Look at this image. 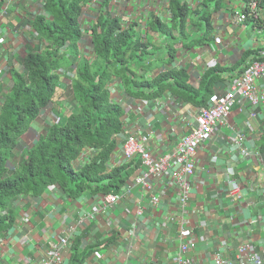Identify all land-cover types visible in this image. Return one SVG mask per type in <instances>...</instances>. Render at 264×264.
<instances>
[{
  "label": "trees",
  "instance_id": "trees-1",
  "mask_svg": "<svg viewBox=\"0 0 264 264\" xmlns=\"http://www.w3.org/2000/svg\"><path fill=\"white\" fill-rule=\"evenodd\" d=\"M99 1L89 27L94 55L82 56L76 44L83 36V5L92 0H46L44 10L50 19L38 15L31 21L41 45L18 59L19 69H10L11 85L0 93V233L13 221V200L39 196L49 186L70 198L122 192L139 160L106 171V161L117 144L115 136L124 132L127 108L113 95L114 82L128 102L168 93L199 107L213 89L236 78L256 53L246 49L233 65L216 63L205 68L194 86L188 67L176 66V45L191 49L210 44L214 25L209 14L221 8L223 0H203L194 11L199 21L191 23L186 22V0H169L171 18L162 21L151 13L145 26L119 13L112 0ZM242 2L230 12H244ZM69 73L70 90L63 92L64 100L58 98L60 79L69 78ZM46 107L54 121L37 134L33 144L19 148L30 123ZM87 148L97 153L76 167L73 161ZM79 245L78 238L71 243L70 264L86 261L89 251H80Z\"/></svg>",
  "mask_w": 264,
  "mask_h": 264
},
{
  "label": "crops",
  "instance_id": "crops-1",
  "mask_svg": "<svg viewBox=\"0 0 264 264\" xmlns=\"http://www.w3.org/2000/svg\"><path fill=\"white\" fill-rule=\"evenodd\" d=\"M112 1L114 7L119 4L116 9L119 13L143 26L153 9L152 4L148 6V0ZM0 5V38H3L0 42L1 93L11 84L7 66L16 65L17 59L34 46L31 21L36 15H44V7L39 0H0ZM230 15L226 9L212 13V22L218 25V34L223 37L219 45L211 42L179 50L177 62L188 67L191 84H198L200 73L210 59L220 60L225 66L231 65L237 55L253 46V31L241 33L240 25H228ZM84 17L92 18V13H84ZM179 47L180 44L177 49ZM111 89L125 106L130 104L121 91L116 90L115 82ZM170 95L164 94L149 105L140 104L143 106L141 112L129 105L124 115V124L130 129L134 124L143 129L149 125L154 142L161 149L171 148L173 140L175 144L189 131V124L195 123L197 112L196 106L179 104ZM239 105L237 103L229 115L231 126H240L248 118L250 106ZM38 119L30 123L28 132L37 128ZM256 126L263 133L258 144L264 161V109L258 112ZM222 131L232 133L227 127ZM229 144L215 137L200 145L195 171L190 177L189 201L183 208L178 191L171 189L157 192L156 205L144 200V209L137 214L135 210L140 195L138 190L132 192L133 187L130 194L120 197L117 204L97 212L90 219L85 214L101 202L97 195L70 198L61 195L56 187H48L39 196L16 198L11 204L15 211L13 221L0 233V264H39L50 245L61 248V257L54 264H70L69 246H61L59 242L62 237L78 238L79 250L89 251L90 256L84 264H174L180 242L177 233L181 226L189 227L196 241L195 248L185 254L192 259L191 264H213L214 256L219 253L234 259L239 245L244 242L252 243L256 254L264 257V230L259 223L264 195L252 187L256 180L253 168L264 164L258 163L254 157L239 159ZM245 145L254 148L252 141H246ZM121 162V150L116 149L110 166ZM228 168L241 175L243 199L239 203H231L228 196ZM132 222L137 224L134 235L127 233L133 228ZM115 225L126 230L117 229ZM111 232L115 237L110 236ZM94 252L98 255L95 256Z\"/></svg>",
  "mask_w": 264,
  "mask_h": 264
},
{
  "label": "built area",
  "instance_id": "built-area-1",
  "mask_svg": "<svg viewBox=\"0 0 264 264\" xmlns=\"http://www.w3.org/2000/svg\"><path fill=\"white\" fill-rule=\"evenodd\" d=\"M189 1V0H187ZM203 0H195V5L199 8ZM225 4L230 3L231 6L237 5L239 0H224ZM264 0H243L241 3V8L245 9L244 12L238 14L235 12L228 18V25L233 27L241 26L243 30L246 29L241 22H243L247 17H250L255 22V27L257 26L259 31L264 29V6L261 4ZM152 4L153 9L151 10L156 16H158L162 21L169 20L171 18V13L169 10V0H148ZM92 6H97L99 0H93L90 3ZM90 6H87L82 13L81 22L83 23L84 13ZM213 11L211 12L212 15ZM92 21L88 23H83L82 31H89V27ZM124 24V28L128 25ZM213 33H219V27L214 23ZM218 34L214 35V41L216 43H221ZM3 38H0V42ZM37 41L34 40V43ZM78 45L81 49L87 50L91 48L90 38L81 37L78 41ZM92 55L94 52L92 51ZM22 57V56H21ZM210 64L214 65L216 63L215 59L210 60ZM16 65L7 66L6 70L10 75L11 68H20V64L15 62ZM1 72V69H0ZM11 76V75H10ZM229 89L224 93H214L211 96L210 109L202 108L200 113L196 116V125L190 128L191 132L179 138L174 144L172 141L171 148L161 149L159 144L154 142L152 136V131L150 127L146 129L141 128L140 125L134 124L124 137V140L120 143L122 160L130 161L134 157H138L140 164L136 168L135 175L132 177L131 181H128V187L132 186L138 187L139 201L137 202L135 213L140 214L144 209L143 201H148L150 204L155 205L158 202L157 192L161 189L176 190L178 191V200L180 206L183 208L189 198L190 194V176L194 172V159L196 155V149L198 145L208 139H211L215 132L219 129L221 125H227V117L234 104V99L236 96L242 97L247 101L253 109L258 106H264V51H260L256 55V59L245 68L235 79L230 82ZM0 96V103H1ZM250 118L256 116L254 110L249 114ZM249 126V124L247 125ZM242 136V135H241ZM232 137H230L231 139ZM235 149L244 157H252L254 154L261 160L264 164L263 158L259 155L258 151L251 152L247 149L243 142L233 143ZM90 151V153H89ZM92 152L90 149L83 150L78 158H76V165L84 164L89 160ZM255 172V171H253ZM256 180L252 183V187L258 189L264 195V166L259 167V171L255 172ZM134 186V187H135ZM229 195L232 200L237 201L240 199V188L237 180H234L232 184ZM100 206L96 205L91 208L90 212L85 214V217L92 218L100 210H105L108 207L116 204L119 200L118 195L106 194L101 196ZM259 223L261 229L264 230V198L262 206L260 208ZM119 226V225H117ZM135 222L131 223L133 227L128 234L134 235L136 233ZM120 230H126L122 227H117ZM192 232L189 227H180L178 231V237L180 239L178 245V252L174 259V264H190L191 260L184 256V253L195 247V239L191 238ZM188 239V240H187ZM62 244L68 242L67 238H63L60 241ZM50 250L44 254L43 258L40 260L39 264H52L54 260H58L59 251L58 249L52 248L50 245ZM52 248V249H51ZM95 255L98 253L95 252ZM264 264V257H260L254 251V246L251 243H243L238 247V255L236 260L229 259L227 257L217 254L214 260V264Z\"/></svg>",
  "mask_w": 264,
  "mask_h": 264
},
{
  "label": "clouds",
  "instance_id": "clouds-1",
  "mask_svg": "<svg viewBox=\"0 0 264 264\" xmlns=\"http://www.w3.org/2000/svg\"><path fill=\"white\" fill-rule=\"evenodd\" d=\"M40 1V4L44 7L45 6V3H46V0H39ZM93 1V0H92ZM100 2V1H99ZM186 2H187V5H188V7H189V14L187 15V18H186V22H189V23H191L190 22V16L192 15V13L196 10V9H198L197 8V5H195V0H189V1H187L186 0ZM91 4H85V5H83L84 6V9L87 7V6H90ZM234 7V5L233 6H231V4L230 3H228V4H225V1H224V3L222 4V7L221 8H219V9H217V10H222V9H226L227 11H229L230 12V10H231V8H233ZM2 6L0 5V13H1V11H2ZM217 10H212L213 11V13L215 12V11H217ZM211 11V12H212ZM84 12V11H83ZM211 12H210V14H211ZM237 12V11H236ZM243 11H239L238 12V14H240V13H242ZM150 14L152 13L151 11L149 12ZM231 13V12H230ZM235 13V12H234ZM233 13V14H234ZM209 14V15H210ZM233 14L231 13V15L233 16ZM83 14H81V16H82ZM36 16H38V15H36ZM44 16H46L48 19H50V16H49V14H47V13H45V10H44ZM230 17V16H229ZM34 18V17H33ZM32 18V19H33ZM148 19V18H147ZM250 20H252L253 21V19L252 18H250V17H247L243 22H241L244 26H246V29L245 30H250V31H253V33H254V35L255 34H263L264 33V29H262L261 31H259V30H255L256 29V27H255V22L253 21V25L251 26V25H249L248 24V22L250 21ZM147 21V20H146ZM210 21L212 22V19H210ZM213 23V22H212ZM146 25V24H145ZM144 25V26H145ZM213 25H214V23H213ZM32 27V26H31ZM34 30V29H33ZM89 33H90V31H87V32H83L82 31V34H83V36L84 37H89ZM215 34H218V33H213V31H212V38H213V40H212V42L214 43V44H216V45H219L220 43H216L215 41H214V35ZM219 35V34H218ZM82 36V37H83ZM36 37H37V32L34 30V40H36ZM219 38H220V40H221V42H222V36L221 35H219L218 36ZM90 38V37H89ZM80 40V38L78 39V41ZM37 41V40H36ZM78 41H77V47H78V49L80 50V54H82V56H85L86 55V57L88 56V57H90L91 55H92V44H91V39H90V44H91V48L90 49H87V50H83V49H81L80 47H79V45H78ZM252 41H253V46L252 47H250L249 49H253L254 51H256V53H255V56L257 55V53L258 52H260V51H264V45H259L258 43H257V40L256 39H253L252 38ZM41 45V43L40 42H36V43H34V46L33 47H35L36 45ZM178 45V44H177ZM177 45H176V48H177ZM181 48H183L182 46H181V44H180V47L178 48V54H179V50L181 49ZM30 50V48L28 49V50H26L25 51V54L24 55H22V57L23 56H25L27 53H28V51ZM245 51V50H244ZM94 52V51H93ZM243 52V51H242ZM177 60H178V55H176V66L177 67H181V64H179V62H177ZM211 60V59H210ZM210 60L207 62V65L204 67V69L205 68H207V67H211V66H213V65H211L210 63ZM216 63H221L222 64V62L220 61V60H216ZM215 63V64H216ZM214 64V65H215ZM231 65H233V64H231ZM203 69V70H204ZM202 70V71H203ZM245 70V68L243 69V71ZM61 70H59V73L61 74L62 72H60ZM155 71L157 72L158 70L157 69H155ZM201 71V72H202ZM241 73V72H240ZM63 75V74H62ZM65 77L64 76H62L61 77V79H60V81H62L63 79H64ZM70 78H71V74L69 73V85H67V89L68 90H70V88H69V86H70V82H71V80H70ZM199 79H200V77H199ZM235 79V78H234ZM10 80H11V76H10ZM233 79H231L229 82L228 81H226V83L224 84V86L223 87H218V88H216V89H213V92L209 95V97H208V99H207V101H206V104L205 105H202V106H199V107H197L196 106V108H197V112H196V114H195V121H196V116L200 113V110L202 109V108H205V109H210V107H211V102H210V98H211V96L212 95H214V93H217V94H219V93H224L225 91H227L228 89H229V85H230V82L232 81ZM12 82V81H11ZM198 82H199V80H198ZM11 85V84H10ZM193 85V84H192ZM194 86H196V85H194ZM172 98H174L175 96L174 95H170ZM157 98H159V97H157ZM157 98H155V99H148V100H146V99H140V100H137V99H134L133 101H130V104L129 105H131V106H129V105H127V107L129 106V107H133L134 109H136L137 111H139V112H141V109H142V107L143 106H140V104H142L143 103V105H149L152 101H154V100H156ZM176 98V100H178V102H180L179 104H185V103H187V102H185V101H183V100H181L180 98H177V97H175ZM237 103H240V105H239V107H243V106H246V105H249L250 106V110H249V113H248V118L242 123V125H240V126H231L230 124H229V115H230V113H231V111H232V109H233V107L237 104ZM188 104H190V103H188ZM194 106V105H193ZM261 109H264V106L263 105H261V106H258V107H256L255 109H253V107L247 102V101H245L242 97H240V96H236L235 97V99H234V104H233V106H232V108H231V110H230V112H229V115H228V117H227V125L226 126H224V125H221L220 127H219V129L215 132V135L211 138V139H208V140H206V141H210V140H212V139H214L215 137H220L223 141H225L227 144L228 143H230L228 146L230 147V148H232V149H234V151L233 152H235V153H237V155H238V158L239 159H244V158H247V157H244V156H241L240 155V153L237 151V149H235V147H234V145H233V143H240V142H243V145L247 148V149H249L252 153L253 152H255V151H258L259 152V155L263 158V151H262V148L259 146V144H258V142L262 139V136H263V133H262V131L259 129V127L258 126H256V119H257V116H258V112L261 110ZM252 110H254L255 112H256V116L252 119V118H250V113H251V111ZM126 111H127V108L125 109V113H124V115L126 114ZM123 121H124V116H123ZM192 126H195L196 125V123H190ZM190 124H189V126H190ZM249 124V126H247ZM192 126H190V128L192 127ZM124 127H125V129H124V132L122 133V134H119V135H116L115 136V140H116V147L113 149V151L111 152V155H110V157H109V159L106 161V171H110V170H112L114 167H117V166H121V165H123V164H126V163H129V162H133L132 160L133 159H138V157H134L132 160H130V161H124V160H122V162L120 163V164H118V165H114V166H110V160H111V156H112V154H113V152L117 149H120L121 150V147H120V143L124 140V137H125V134L129 131V130H131L130 128H128V126H127V124L125 125L124 124ZM224 127H227V128H229L231 131H232V133H230V134H226L224 131H222V128H224ZM191 132V130L189 129V131L187 132V133H184L182 136H184V135H186V134H188V133H190ZM242 135V136H241ZM181 136V137H182ZM230 137H232L231 139H230ZM252 141L253 143H254V148L253 149H250V148H248L246 145H245V142L246 141ZM205 142V141H204ZM21 143H22V141H21ZM20 143V144H21ZM203 143V142H202ZM202 143H200L199 145H198V147H197V149H196V153H197V150L199 149V147H200V145L202 144ZM118 146H119V148H118ZM24 147V146H23ZM27 147H29V146H27ZM226 147H227V145H226ZM87 149H90L91 150V152H92V155L90 156V158L93 156V155H95L96 153H97V150L96 149H92V148H87ZM86 150V149H85ZM83 151V150H82ZM89 153H90V151H89ZM252 157H254L257 161H258V163H260L261 162V160H259V158L257 157V156H255L254 154H252L251 155ZM90 158H89V160L88 161H90ZM195 159H196V155H195ZM195 159H194V166H195ZM139 160V159H138ZM76 160H74L73 161V164L77 167V166H79V165H76V162H75ZM134 163V162H133ZM139 164H140V161H139ZM139 164L138 165H136L135 166V169H134V171L129 175V177L126 179V181H125V184H124V186L122 187V192H120V193H98L97 194V197H99L101 200H102V198H101V196H104V195H106V194H115V195H118V197H119V199H120V197H122L123 195H129L130 194V190L135 186H132V187H130V188H127L128 187V181H131L132 180V177L135 175V171H136V168L139 166ZM12 165V164H11ZM81 165H83V163L81 164ZM134 165V164H133ZM259 167H260V164H257L254 168H253V171H255V172H258L259 171ZM194 171H195V167H194ZM252 171V172H253ZM193 174H194V172H193ZM192 174V175H193ZM226 174H227V182H228V185H229V189H228V191L230 190V188H231V186H232V184L234 183V180H237V182L239 183V188H240V199L239 200H237V201H234V200H232V198H231V196L230 195H228L229 196V199H230V202L231 203H233V204H235V203H239L240 202V200L241 199H243V197H242V193H241V185H242V183H241V181L239 180V178H241V175H240V172L238 171V173H237V175H236V171H235V169H231V168H228V169H226ZM191 175V176H192ZM190 176V177H191ZM189 180H190V178H189ZM243 186V185H242ZM49 187H52V186H49ZM118 201H120V200H118ZM188 201H189V198H188ZM188 201H187V203H188ZM118 203V202H117ZM116 203V204H117ZM186 203V204H187ZM100 204H101V202L99 203V204H96V205H98V206H100ZM95 205V206H96ZM115 205V204H114ZM156 205V204H155ZM113 206V205H112ZM101 211V210H100ZM88 219H90V218H88ZM112 223V222H111ZM116 226V228L117 227H119V226H117V225H115ZM182 227H185V226H182ZM117 229H119V228H117ZM191 230V229H190ZM191 232H192V230H191ZM192 234H193V232H192ZM112 235H113V237H115L114 236V233H112L111 232V237H112ZM177 235H178V233H177ZM63 238H67V237H62V238H60L59 239V242L61 241V239H63ZM191 238H192V235H191ZM68 239V238H67ZM75 238H71V239H68V242L66 243V244H62L61 242H60V245L61 246H69V250H70V246H71V243H72V241L74 240ZM192 239H194V238H192ZM188 240V239H187ZM244 243H246V242H244ZM247 243H250V242H247ZM252 244V243H251ZM253 245V244H252ZM195 246H196V241H195ZM240 246V245H239ZM51 247V246H50ZM52 248H54V246L52 247ZM51 248V249H52ZM55 248L56 249H58V251H59V256H58V258L60 259V257H61V248L60 247H58V246H55ZM195 248V247H194ZM194 248H192V249H190V250H193ZM190 250H188V251H190ZM188 251H186L185 253H184V256H185V254L188 252ZM254 251H255V248H254ZM97 253V252H96ZM94 254H95V252H94ZM221 256H224L223 254H221V253H219ZM217 255V254H216ZM216 255L214 256V260H215V257H216ZM237 255H238V252H237ZM237 255H236V258H237ZM90 255H88L87 256V258L89 257ZM95 256H97V255H95ZM186 257V256H185ZM225 257V256H224ZM86 258V259H87ZM187 258H189V257H187ZM228 258V257H227ZM236 258H234L235 260H236ZM59 259L58 260H54L53 261V263L52 264H54V263H57L58 261H59ZM190 260H191V262H190V264L192 263V259L191 258H189ZM229 259H231V258H229ZM214 264V263H213ZM248 264H252V263H248Z\"/></svg>",
  "mask_w": 264,
  "mask_h": 264
},
{
  "label": "rangeland",
  "instance_id": "rangeland-1",
  "mask_svg": "<svg viewBox=\"0 0 264 264\" xmlns=\"http://www.w3.org/2000/svg\"><path fill=\"white\" fill-rule=\"evenodd\" d=\"M224 3V0H223V2H222V4ZM99 6H100V4H98L97 6H91L90 8H89V13H92V12H95L96 10H98L99 9ZM148 6H151V3H149V5ZM114 8H116L117 10H118V8H119V4L117 3V6L116 7H114ZM209 18L210 19H212V15L210 14L209 15ZM91 19L92 18H86V17H84L83 18V23H88L89 21H91ZM129 21H130V19H128V21H125L124 22V24H128L129 23ZM190 21H194V22H196V21H199V15L197 14V13H195V12H193L192 13V15L190 16ZM248 24L249 25H253V21L252 20H250L249 22H248ZM259 28L256 26V29L255 30H258ZM239 31L242 33V32H245V30H241V29H239ZM252 33V37H253V39H256L257 40V43L259 44V45H264V33L263 34H255L254 35V33L253 32H251ZM239 39H241V35H240V38ZM242 39H244V36H242ZM249 40V37H247V41ZM242 53V52H241ZM241 53H240V55H237L236 56V58H235V60H233V62L235 63V62H237L238 60H240V57H241ZM256 59V56L254 55V56H251L250 58H249V60L247 61V65L245 66L244 65V68H246V67H248L254 60ZM233 63V64H234ZM61 72V71H60ZM61 83H62V85H60L59 87H60V91H58V98L59 97H62L63 98V92H66L68 89L66 88L67 87V85H69V79L68 78H64L62 81H60ZM64 99V98H63ZM65 100V99H64ZM54 121V117H53V115L51 114V111H50V109H49V107H46V108H44V109H42L41 110V112H40V116H39V119H38V121L36 122V124H37V128H32V130H33V132L32 131H27V134L25 135V139H24V137L22 136V139H21V141H22V143L21 144H19L18 145V147L19 148H22L23 146H25V147H27V146H30L31 144H33V142L35 141V139H36V137H37V134L40 132V131H42V129L45 127V126H47V125H49V124H51L52 122ZM9 165L11 166V163H9ZM138 189V187L137 186H135L133 189H132V192H134V191H136Z\"/></svg>",
  "mask_w": 264,
  "mask_h": 264
}]
</instances>
